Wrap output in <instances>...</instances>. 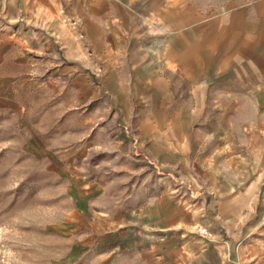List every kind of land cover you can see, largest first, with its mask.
<instances>
[{"label": "crops", "instance_id": "obj_1", "mask_svg": "<svg viewBox=\"0 0 264 264\" xmlns=\"http://www.w3.org/2000/svg\"><path fill=\"white\" fill-rule=\"evenodd\" d=\"M37 64L103 98L122 147L157 176L123 209L78 174L64 224L85 231L78 251L264 264V0H0V107Z\"/></svg>", "mask_w": 264, "mask_h": 264}, {"label": "rangeland", "instance_id": "obj_2", "mask_svg": "<svg viewBox=\"0 0 264 264\" xmlns=\"http://www.w3.org/2000/svg\"><path fill=\"white\" fill-rule=\"evenodd\" d=\"M55 70L33 65L18 101L0 107V264H103L93 249L78 251L86 233L71 230L73 179L97 182L100 200L123 209L157 179L122 147L105 100L82 83L73 90Z\"/></svg>", "mask_w": 264, "mask_h": 264}, {"label": "built area", "instance_id": "obj_3", "mask_svg": "<svg viewBox=\"0 0 264 264\" xmlns=\"http://www.w3.org/2000/svg\"><path fill=\"white\" fill-rule=\"evenodd\" d=\"M196 233L201 238H204V239H211L212 238V234L206 228H203V227H198V229L196 230Z\"/></svg>", "mask_w": 264, "mask_h": 264}]
</instances>
